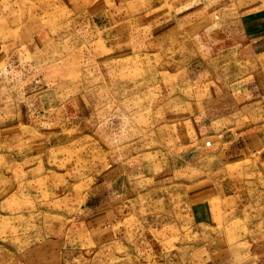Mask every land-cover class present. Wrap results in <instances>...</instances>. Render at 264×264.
<instances>
[{
  "label": "rangeland",
  "instance_id": "rangeland-1",
  "mask_svg": "<svg viewBox=\"0 0 264 264\" xmlns=\"http://www.w3.org/2000/svg\"><path fill=\"white\" fill-rule=\"evenodd\" d=\"M250 2L0 0V264H264Z\"/></svg>",
  "mask_w": 264,
  "mask_h": 264
},
{
  "label": "crops",
  "instance_id": "crops-1",
  "mask_svg": "<svg viewBox=\"0 0 264 264\" xmlns=\"http://www.w3.org/2000/svg\"><path fill=\"white\" fill-rule=\"evenodd\" d=\"M242 1L244 3L249 1V4H251V0ZM256 5L259 6L254 10L247 8L243 12V15H241L245 35L249 38V43L246 45L245 50H248L250 53L264 54V0H256ZM224 145L222 147L224 149L227 147L231 150L239 149L240 152H237L235 155L244 157V160H260L264 164V144H243L242 147H236L235 144H231V146L227 144L226 147ZM221 151L224 155H228L224 150ZM254 253L256 256L260 255L264 262V242H261L254 249Z\"/></svg>",
  "mask_w": 264,
  "mask_h": 264
}]
</instances>
